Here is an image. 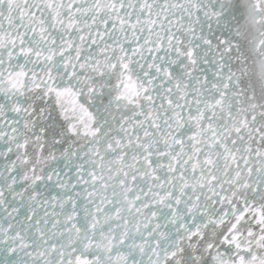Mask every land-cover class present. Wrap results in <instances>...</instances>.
I'll list each match as a JSON object with an SVG mask.
<instances>
[{
  "label": "snow or ice",
  "instance_id": "snow-or-ice-1",
  "mask_svg": "<svg viewBox=\"0 0 264 264\" xmlns=\"http://www.w3.org/2000/svg\"><path fill=\"white\" fill-rule=\"evenodd\" d=\"M0 264H264V0H0Z\"/></svg>",
  "mask_w": 264,
  "mask_h": 264
}]
</instances>
